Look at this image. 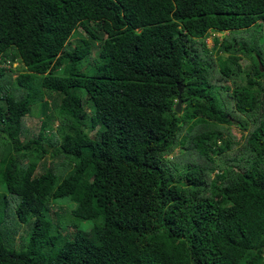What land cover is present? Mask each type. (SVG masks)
Masks as SVG:
<instances>
[{
  "label": "trees",
  "instance_id": "16d2710c",
  "mask_svg": "<svg viewBox=\"0 0 264 264\" xmlns=\"http://www.w3.org/2000/svg\"><path fill=\"white\" fill-rule=\"evenodd\" d=\"M257 25L264 0H0V226L32 219L0 264H264ZM57 201L91 229L51 234Z\"/></svg>",
  "mask_w": 264,
  "mask_h": 264
},
{
  "label": "rangeland",
  "instance_id": "374dc122",
  "mask_svg": "<svg viewBox=\"0 0 264 264\" xmlns=\"http://www.w3.org/2000/svg\"><path fill=\"white\" fill-rule=\"evenodd\" d=\"M250 33L251 35L255 36V39L258 40L259 44L261 45V49L264 52V32L262 30V27L257 25L251 27L249 30H238L232 32L233 36L237 35H246L247 33ZM232 34L229 33H223L219 34L216 33L214 34L215 37L220 40L221 38L224 39L226 38L227 41H230L233 39ZM78 35L83 36V33L78 30ZM210 35L206 40H205V45L207 47L208 51H213L214 49H217V47L213 46V36ZM229 37V39H227ZM232 38V39H231ZM253 39V37H251ZM79 41V36L75 35L71 38L70 43L71 46L77 45ZM96 55V52L93 51V56ZM218 54L213 53V57L216 60ZM220 57H226V54H219ZM239 60L238 63L241 65L243 71L245 70H250V62L248 58L239 55ZM4 66V65H0ZM8 67V65L6 66ZM20 66L18 64H13L12 68L13 69H18ZM14 74L12 75V78H14ZM227 85H230L229 83H226ZM177 105V103H176ZM43 118H34L32 116H27L24 119V126L27 130V135L31 137L33 134H36L40 128L41 120ZM57 123L55 121H52L48 124L47 131L45 132L46 134L50 135L52 132L56 130ZM229 133L233 137H235L237 140L241 137L240 130L235 127H230L229 128ZM181 150L180 147H178L175 150V156L179 157L178 152ZM171 157V156H170ZM49 162V159H45L43 162L39 163L38 166V172L41 173L43 171V164ZM64 161H59L58 162V168H60L61 164H63ZM53 163H56V160L53 161ZM56 166V167H57ZM0 197H9L1 188H0ZM11 205V204H9ZM53 207V210L45 216L46 220L51 223V234H54L56 236H60L62 234L65 237L72 239L73 234H74V229H78L80 231H89L92 227L93 222L92 221H80L78 219L73 218V216L70 215L72 210L74 209L73 205H67V203L63 201H57L51 205ZM57 209H60L58 214H53L54 211ZM12 208L11 206L8 208L5 216L3 217V224L0 226V232L2 233L4 240L3 244L4 247L8 250H14L19 252L22 247H24L29 238H30V233L32 230V219L28 222V224H21L18 223L16 220L15 216V211H11ZM47 251H51V249H44L40 250L41 254H46Z\"/></svg>",
  "mask_w": 264,
  "mask_h": 264
},
{
  "label": "water",
  "instance_id": "95a60500",
  "mask_svg": "<svg viewBox=\"0 0 264 264\" xmlns=\"http://www.w3.org/2000/svg\"><path fill=\"white\" fill-rule=\"evenodd\" d=\"M178 91H179V95H178V101H177V105H176V111L177 112L180 111V107H181L180 93H181L182 89L180 88V86H178Z\"/></svg>",
  "mask_w": 264,
  "mask_h": 264
}]
</instances>
